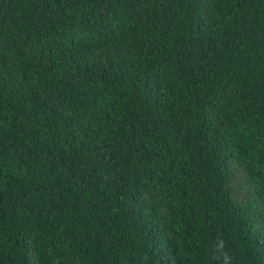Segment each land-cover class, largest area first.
Masks as SVG:
<instances>
[{"label":"trees","instance_id":"1","mask_svg":"<svg viewBox=\"0 0 264 264\" xmlns=\"http://www.w3.org/2000/svg\"><path fill=\"white\" fill-rule=\"evenodd\" d=\"M0 264H264V0H0Z\"/></svg>","mask_w":264,"mask_h":264}]
</instances>
